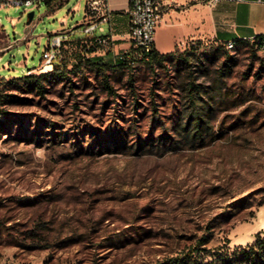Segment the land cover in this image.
I'll return each instance as SVG.
<instances>
[{"label": "rangeland", "instance_id": "rangeland-1", "mask_svg": "<svg viewBox=\"0 0 264 264\" xmlns=\"http://www.w3.org/2000/svg\"><path fill=\"white\" fill-rule=\"evenodd\" d=\"M2 1L0 78L39 67L48 38L66 31L72 81L44 98L8 92L14 125L0 137V264H167L190 246L199 264L236 259L248 245L236 228L258 226L264 205V51L251 40L234 45L222 80V43L192 40L177 49L199 47L206 60L134 61L108 72V91L88 60L115 65L133 45L91 53L87 0ZM190 69L198 83L228 90L205 96L211 126L196 136L184 128Z\"/></svg>", "mask_w": 264, "mask_h": 264}, {"label": "trees", "instance_id": "trees-1", "mask_svg": "<svg viewBox=\"0 0 264 264\" xmlns=\"http://www.w3.org/2000/svg\"><path fill=\"white\" fill-rule=\"evenodd\" d=\"M49 3V2H47ZM62 6V5H61ZM104 37H110L108 35H103ZM264 35H258L257 38H262ZM87 39L92 40V44L95 48L91 47L88 50L92 53L95 52L96 47L107 50L108 52L112 51L113 47L106 49L101 43L96 39V36H86ZM69 41V40H68ZM66 41L61 50V59L54 63L53 69L47 72L33 73L29 69V73L22 77H10V78H0V137L4 134H7L8 137L11 136V126H13L14 121L9 117L7 107L11 104L14 98V95L8 93L11 89H18L30 94H36L39 97H46V95L51 92V90L56 88V85L59 82L72 81L70 77L71 69H68L67 65L64 63L62 58L63 47L68 42ZM245 40L238 39L235 40V45L241 44ZM201 41H199V44ZM222 43V42H221ZM223 47L221 52H219V58L222 59V64L220 68L221 79L224 80L225 77H228L232 73V56L231 49L226 46V42L222 43ZM113 46V45H112ZM199 48V47H198ZM197 47H192L189 50L181 51L180 49H175L172 52L160 53L153 48L150 52L146 53L141 47L132 46V49L126 51L123 56L118 59L117 64L111 65L110 63L103 61H90L88 63L92 70H95L98 75H101L103 78V84L105 89L112 91L113 88L110 83L109 71L110 70H119L127 69L130 64L134 61H141L150 67L157 66L163 63L175 64L177 66L187 65L192 67L194 61H203L207 59L205 53L200 52ZM220 51V50H219ZM218 53V51L216 52ZM215 53V54H216ZM217 56V55H216ZM188 81L185 86L187 92V100L189 103L190 115L186 119V124L184 126L185 130L193 129L195 135L202 133L203 131L209 130L210 115L205 114L207 112L206 105L209 107V102L205 101V96H210L211 101H215L214 92L218 91L220 95L228 92L226 83L221 82L219 85H214L213 87H208L201 83L197 82V78L194 77V71L190 69L189 76L187 77ZM211 89V90H209ZM202 101V103H200ZM8 114V115H7ZM17 141H26L25 137L16 138ZM205 243V242H204ZM199 248L189 247L186 253L180 255L177 258H171L167 264H199L198 259L194 257V253L197 252ZM233 261L221 258L219 264H264V229L259 230L255 236L254 241L245 247L240 248L239 254H235Z\"/></svg>", "mask_w": 264, "mask_h": 264}, {"label": "crops", "instance_id": "crops-1", "mask_svg": "<svg viewBox=\"0 0 264 264\" xmlns=\"http://www.w3.org/2000/svg\"><path fill=\"white\" fill-rule=\"evenodd\" d=\"M172 2L154 38V47L160 53L172 52L192 40L212 39L225 43L238 39L252 40L258 35H264V0H218L216 3H211L210 0H172ZM108 7L110 18L104 23L102 34L112 38V54L115 55L117 50L130 46L129 0H110ZM26 73L28 74L29 70ZM259 216L258 226L238 227L234 236L240 235L244 239V244L252 243L254 234L264 229V205L259 210Z\"/></svg>", "mask_w": 264, "mask_h": 264}, {"label": "built area", "instance_id": "built-area-1", "mask_svg": "<svg viewBox=\"0 0 264 264\" xmlns=\"http://www.w3.org/2000/svg\"><path fill=\"white\" fill-rule=\"evenodd\" d=\"M41 1L53 2L56 0H37L39 3ZM109 1L87 0V21L83 24L84 32L87 36H96L97 41L106 49L113 47L112 38L104 37L103 34H97V31L102 32L104 30V23L109 21ZM217 1L210 0L211 3H216ZM23 3L31 6L35 3V0H24ZM172 3V0H129V39L133 46L141 47L146 53L150 52L154 46L156 30ZM0 6H3L2 0H0ZM69 39V32L66 31L52 34L48 38L42 62L34 70L53 68L54 63L61 59L63 44ZM251 41L255 42L261 51H264V46H261V38L254 37ZM226 46L229 48V41L226 42Z\"/></svg>", "mask_w": 264, "mask_h": 264}, {"label": "water", "instance_id": "water-1", "mask_svg": "<svg viewBox=\"0 0 264 264\" xmlns=\"http://www.w3.org/2000/svg\"><path fill=\"white\" fill-rule=\"evenodd\" d=\"M33 18H34V11H31V12H29L28 15H27V23H28V24H31L32 21H33Z\"/></svg>", "mask_w": 264, "mask_h": 264}, {"label": "bare ground", "instance_id": "bare-ground-1", "mask_svg": "<svg viewBox=\"0 0 264 264\" xmlns=\"http://www.w3.org/2000/svg\"><path fill=\"white\" fill-rule=\"evenodd\" d=\"M234 45H235V42L234 41H229V48H232V47H234ZM261 46H264V37L263 38H261ZM42 71H49V70H42Z\"/></svg>", "mask_w": 264, "mask_h": 264}]
</instances>
